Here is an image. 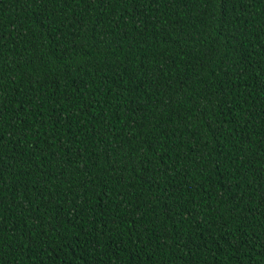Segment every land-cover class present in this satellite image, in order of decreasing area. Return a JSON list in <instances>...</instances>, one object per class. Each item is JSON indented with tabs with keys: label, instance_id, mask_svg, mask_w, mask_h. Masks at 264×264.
<instances>
[{
	"label": "trees",
	"instance_id": "trees-1",
	"mask_svg": "<svg viewBox=\"0 0 264 264\" xmlns=\"http://www.w3.org/2000/svg\"><path fill=\"white\" fill-rule=\"evenodd\" d=\"M0 264H264V0H0Z\"/></svg>",
	"mask_w": 264,
	"mask_h": 264
}]
</instances>
